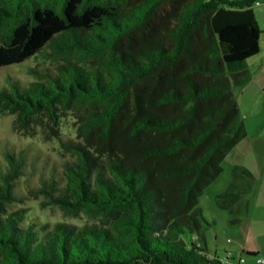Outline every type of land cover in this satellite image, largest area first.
I'll use <instances>...</instances> for the list:
<instances>
[{
    "label": "trees",
    "instance_id": "1",
    "mask_svg": "<svg viewBox=\"0 0 264 264\" xmlns=\"http://www.w3.org/2000/svg\"><path fill=\"white\" fill-rule=\"evenodd\" d=\"M256 1L0 0V67L45 47L55 60L27 84L8 76L0 110L20 130L86 112L63 179L27 190L97 220L26 221L24 154L6 151L0 264H229L206 252L198 199L246 135L234 89L260 49Z\"/></svg>",
    "mask_w": 264,
    "mask_h": 264
},
{
    "label": "rangeland",
    "instance_id": "2",
    "mask_svg": "<svg viewBox=\"0 0 264 264\" xmlns=\"http://www.w3.org/2000/svg\"><path fill=\"white\" fill-rule=\"evenodd\" d=\"M259 1L260 4L254 6V11L258 26L263 31L261 39L264 40V0ZM48 50L45 47L44 52H38L22 62L0 67V84L5 83L8 76L22 84H27L35 78L32 68L53 67L55 60L47 52ZM85 114L83 110L70 109L59 113L57 124H53L48 117L43 116L26 130H20L15 128V116L8 111L0 110V166L5 164L6 151L20 150L24 154L23 174L18 180L17 188L25 196L23 205L27 207L26 221L50 225L57 221L78 225L97 222L96 218L84 212H79L77 216L65 215L58 206L45 204L43 197H36L27 190L37 189L41 177L46 179L53 175L59 181L63 179L65 165L76 158L67 142L82 141L83 135L78 127L81 116ZM258 151L257 147L253 148L248 144L245 135L226 153L220 162L221 170L199 195L198 204L205 218L210 222V225L203 230L206 252L209 255L216 252L220 259L226 260L225 253L231 250L233 259L226 260L229 264H247L245 261L238 262L240 257L248 259V255L246 252L241 253L237 247L245 246L240 240L243 236L248 242H254L252 231L260 224H250L249 220L245 219V203L249 190L252 192L255 180L246 168L239 166L255 168L257 160L261 158ZM226 190H231L233 195L226 198L218 196ZM257 190L260 191V198L262 197L263 200L264 186H259ZM255 207L258 213H264V202H260Z\"/></svg>",
    "mask_w": 264,
    "mask_h": 264
},
{
    "label": "crops",
    "instance_id": "3",
    "mask_svg": "<svg viewBox=\"0 0 264 264\" xmlns=\"http://www.w3.org/2000/svg\"><path fill=\"white\" fill-rule=\"evenodd\" d=\"M262 40V41H261ZM247 69L251 73V80L240 88L234 90L238 106L242 112L246 126L248 144L257 147L261 158L257 160L255 168H246L249 175L255 180L252 192L249 190L248 198L245 203V219L250 224L260 223L253 229L252 235L254 242H248L243 236L240 240L244 245L237 247L241 253L246 252L248 259L244 257L247 264H259L256 259L261 257L264 260V213H258L255 206L264 202L260 198L259 186H264V40L260 39V49L257 54L247 60ZM254 171V172H253ZM259 192V193H258ZM264 264V262L262 263Z\"/></svg>",
    "mask_w": 264,
    "mask_h": 264
},
{
    "label": "built area",
    "instance_id": "4",
    "mask_svg": "<svg viewBox=\"0 0 264 264\" xmlns=\"http://www.w3.org/2000/svg\"><path fill=\"white\" fill-rule=\"evenodd\" d=\"M256 5L260 4V1H256L255 3ZM225 259L229 260V259H233V253L231 250H227L225 253ZM244 258L240 257V259L238 260V262H243ZM257 263L262 264L264 262V260L261 257H258L256 259Z\"/></svg>",
    "mask_w": 264,
    "mask_h": 264
}]
</instances>
